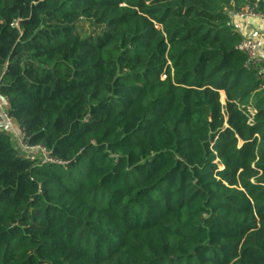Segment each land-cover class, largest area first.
<instances>
[{
  "label": "trees",
  "instance_id": "16d2710c",
  "mask_svg": "<svg viewBox=\"0 0 264 264\" xmlns=\"http://www.w3.org/2000/svg\"><path fill=\"white\" fill-rule=\"evenodd\" d=\"M253 1L0 0V264H264Z\"/></svg>",
  "mask_w": 264,
  "mask_h": 264
},
{
  "label": "built area",
  "instance_id": "2783aa9c",
  "mask_svg": "<svg viewBox=\"0 0 264 264\" xmlns=\"http://www.w3.org/2000/svg\"><path fill=\"white\" fill-rule=\"evenodd\" d=\"M236 18L242 22L253 19L264 23V0H254L251 4L245 5L236 15ZM237 50L247 57V67L256 71L259 80H264V57L260 55L261 52H264V38H246L238 45ZM8 107L9 101L7 99L0 100V131H3L4 124L9 126L15 124L14 119L9 114ZM17 139L21 146L20 149L29 160H40L41 164L58 162L50 156L46 148L28 145L23 131L17 136Z\"/></svg>",
  "mask_w": 264,
  "mask_h": 264
},
{
  "label": "crops",
  "instance_id": "0c3cea01",
  "mask_svg": "<svg viewBox=\"0 0 264 264\" xmlns=\"http://www.w3.org/2000/svg\"><path fill=\"white\" fill-rule=\"evenodd\" d=\"M236 24L238 26L239 31L245 38H264V23H262L261 21L248 19L242 22L237 20ZM260 55L264 57V52H261ZM3 126L6 131L10 132V130H8L9 126L7 124H4ZM12 127L15 128V130L17 131L15 134V139H13L15 141V144L16 142L18 144L17 136L20 135L22 129L20 125L16 122ZM11 135L13 134L11 133Z\"/></svg>",
  "mask_w": 264,
  "mask_h": 264
},
{
  "label": "rangeland",
  "instance_id": "374dc122",
  "mask_svg": "<svg viewBox=\"0 0 264 264\" xmlns=\"http://www.w3.org/2000/svg\"><path fill=\"white\" fill-rule=\"evenodd\" d=\"M83 26L84 27H81L83 30L85 29L86 31H89V32H92V29L89 27V24H87V23H85V24H83ZM9 126V125H8ZM8 130H10V132L13 134L12 135V137L15 139V134H16V130H15V128H13L12 126H9V129ZM16 146L18 147V148H21V146L19 145V144H17V142H16Z\"/></svg>",
  "mask_w": 264,
  "mask_h": 264
},
{
  "label": "water",
  "instance_id": "95a60500",
  "mask_svg": "<svg viewBox=\"0 0 264 264\" xmlns=\"http://www.w3.org/2000/svg\"><path fill=\"white\" fill-rule=\"evenodd\" d=\"M252 38H254V37H252Z\"/></svg>",
  "mask_w": 264,
  "mask_h": 264
}]
</instances>
